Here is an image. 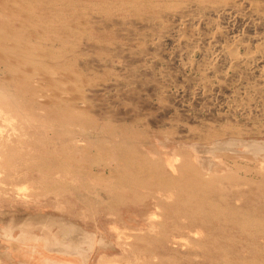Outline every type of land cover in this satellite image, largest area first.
<instances>
[{"label": "rangeland", "instance_id": "obj_1", "mask_svg": "<svg viewBox=\"0 0 264 264\" xmlns=\"http://www.w3.org/2000/svg\"><path fill=\"white\" fill-rule=\"evenodd\" d=\"M0 53V264H264V0H0Z\"/></svg>", "mask_w": 264, "mask_h": 264}, {"label": "bare ground", "instance_id": "obj_2", "mask_svg": "<svg viewBox=\"0 0 264 264\" xmlns=\"http://www.w3.org/2000/svg\"><path fill=\"white\" fill-rule=\"evenodd\" d=\"M215 1V0H214ZM220 1V0H219ZM258 9V8H257ZM137 21V20H136ZM141 21V20H140ZM146 21V20H145ZM189 22V21H188ZM232 24H234V23H232ZM232 28V27H231ZM240 29V28H239ZM243 30V29H242ZM243 33H245V32H243ZM246 35V34H245ZM62 36V35H61ZM58 39V38H57ZM184 39V38H183ZM242 39V38H241ZM56 41H58L61 45H63L64 43H65V41L62 39V38H60V39H58V40H56ZM242 41V40H241ZM245 44V43H244ZM223 47V46H222ZM247 47V46H246ZM257 47V46H256ZM263 47V46H262ZM4 52V51H3ZM52 52V51H51ZM247 52V51H246ZM6 53V52H5ZM4 53V54H5ZM9 53V52H8ZM48 53H50V51L48 52ZM1 54V53H0ZM221 54V53H220ZM229 54V53H228ZM248 54V53H247ZM6 55H8L7 53H6ZM12 55V54H11ZM53 55V54H52ZM223 55H224V53H223ZM223 55H222V57H223ZM234 55V54H233ZM256 55V54H255ZM9 56V55H8ZM228 56V55H227ZM237 56V55H236ZM239 56V55H238ZM241 56V55H240ZM243 56H244V54H243ZM245 56H246V54H245ZM248 56V55H247ZM12 57V56H11ZM7 58V59H11L10 61H14V59H13V57L12 58ZM53 57V56H52ZM217 57V56H216ZM252 57V56H251ZM17 58V57H16ZM22 59V58H21ZM20 59V60H21ZM233 59V58H232ZM43 61V60H42ZM63 61V60H62ZM23 63V62H22ZM21 63V64H22ZM0 64H4V63H2V62H0ZM10 64H12V63H10ZM16 63H14V65H15ZM20 64V65H21ZM95 64V63H94ZM254 64V63H253ZM6 65V64H5ZM25 65V64H24ZM9 66V65H8ZM13 66V65H12ZM16 66V65H15ZM263 66V65H262ZM59 67V66H58ZM208 67V66H207ZM231 68V67H230ZM263 69V68H262ZM254 71H256V70H254ZM60 72V71H59ZM256 77V76H255ZM23 78V77H22ZM24 79H26V78H24ZM8 81H10V82H15V80H17L16 78H13V79H11V78H9V79H7ZM248 80V79H247ZM19 82V81H18ZM23 83V82H22ZM259 83V82H258ZM16 86H17V84H15ZM24 89H26V88H24ZM27 90V89H26ZM23 94V93H22ZM24 96V95H23ZM204 97V96H203ZM43 105V104H42ZM58 106H61L67 113L70 111V108H69V106L68 105H64V104H62V103H60V105H58ZM45 108V107H44ZM66 113V114H67ZM74 114V113H73ZM65 115V114H64ZM75 115V114H74ZM71 116V115H70ZM73 116V115H72ZM58 118H60V117H58ZM68 118V117H67ZM51 119V118H50ZM65 119H66V117H65ZM70 119V118H69ZM74 119V118H73ZM75 119H77V118H75ZM66 122V121H65ZM90 125V124H89ZM242 126V125H241ZM250 141H252V140H250ZM213 142V141H212ZM219 142V143H218ZM217 143H213V145L216 147V146H218V145H224V142H220V141H218ZM227 143V142H226ZM245 144V143H244ZM261 144V143H260ZM180 145V144H179ZM247 147V146H246ZM220 148V147H219ZM221 149V148H220ZM232 149V148H231ZM256 149H257V147H256ZM216 150V149H215ZM215 150H213V151H215ZM247 150V149H246ZM205 151H207V150H205ZM248 151V150H247ZM256 153H255V156L256 155H258L261 151L263 152L264 151V146H260L259 148H258V151H256V150H254ZM74 154V153H73ZM259 156V155H258ZM145 158V157H144ZM146 159V158H145ZM170 159V158H169ZM172 159H173V157H172ZM197 162V164L195 165V167H191V170H192V168L194 169L190 174H191V176H190V178H192V179H194V180H196L199 184L200 183H203V181H202V178H204L205 176H207V175H209V172H211V170L209 169V168H207L206 166H203L202 165V163H201V159L197 156L196 158H194ZM148 160V159H147ZM170 161V160H169ZM174 161V160H173ZM173 161L171 160V162L173 163ZM179 161V160H178ZM168 163V162H167ZM175 163V162H174ZM169 166V168L171 169V171L175 174V172L177 171V168H176V165L175 164H169L168 165ZM212 166V165H211ZM214 166V165H213ZM102 168V167H101ZM102 170H103V172L106 174H108V172H109V174L110 175H112V173H113V171L111 170V167H103L102 168ZM158 172H159V176H160V179H159V181H158V184H159V186H158V188L159 189H163L164 187H166V186H164L165 185V181H166V176L167 175H165L164 174V171L160 168V167H158ZM104 174V175H105ZM49 175V174H48ZM95 175V174H94ZM117 175V174H116ZM158 176V175H157ZM154 177V176H153ZM178 180H184V179H175V180H173V179H170V180H168L170 183H172L173 184V186L178 182ZM172 184H171V186H170V191H172L173 192V186H172ZM177 184H181V183H177ZM184 185V184H183ZM145 186V185H144ZM178 186V185H177ZM142 187V186H141ZM157 187V186H156ZM181 187H183V186H181ZM147 188V187H146ZM167 188H169V187H167ZM184 188V187H183ZM187 189V188H186ZM185 188L183 189V191L184 190H186ZM158 190V189H157ZM179 190V189H178ZM162 192V191H161ZM186 192V191H185ZM192 192V191H191ZM160 193V192H159ZM163 193V192H162ZM155 194V193H154ZM186 194H187V192H186ZM185 194V195H186ZM162 195V194H161ZM151 196V195H150ZM163 196V195H162ZM164 196H165V194H164ZM171 196V195H170ZM216 196V195H215ZM158 197V196H157ZM154 198V197H153ZM156 198V197H155ZM159 198V197H158ZM165 198V197H164ZM138 199V198H137ZM152 199V198H151ZM151 199H149V200H151ZM163 199V198H162ZM162 199H157V202H156V204H154L156 207H158V208H160L161 206H162ZM164 200V199H163ZM186 200V199H185ZM152 201V200H151ZM144 202V201H143ZM165 202V201H164ZM155 203V202H154ZM183 205H186V204H183ZM172 209H176L177 207H178V204L177 203H173L171 206H170ZM169 207V208H170ZM175 215H174V218L176 219V220H181V219H185L187 222H183V224H180V225H182V229L180 228V225H179V227H177V229H179L180 230V232L178 233V234H176V235H173L172 236V238H174L175 240H176V238L177 237H182V236H184V235H186L188 232H190V231H192V229H193V227L191 226V224L190 223H188V221H189V219L191 218L190 217V215L187 213V212H184L182 215H178L177 213H174ZM191 220V219H190ZM182 223V222H181ZM192 223V222H191ZM260 224V223H259ZM190 234V233H189ZM264 236V235H263ZM172 243V242H171ZM175 243H177V242H175ZM54 248V250L56 249V246H53ZM49 250V249H48ZM52 249H50L49 251H51ZM54 250H52V251H54ZM51 251V252H52ZM56 251V250H55ZM56 252H59V251H56ZM62 254V253H61ZM257 254V253H256ZM51 262H53V264H59V262H57V261H51Z\"/></svg>", "mask_w": 264, "mask_h": 264}]
</instances>
